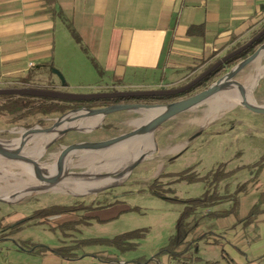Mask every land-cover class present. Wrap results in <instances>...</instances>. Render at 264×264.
<instances>
[{"label": "crops", "instance_id": "0c3cea01", "mask_svg": "<svg viewBox=\"0 0 264 264\" xmlns=\"http://www.w3.org/2000/svg\"><path fill=\"white\" fill-rule=\"evenodd\" d=\"M59 14L70 19L86 47V53L100 65L102 78L110 77V83L100 87L102 90L140 87L165 90L166 87L154 81L158 72L165 75L170 70L187 72L166 86L179 85L206 65L202 64L204 59L220 57L249 39L264 22V0H0V82L6 87L40 86L60 91L61 87L50 79L43 84L40 83L41 77L30 76L36 61L49 66L55 59L56 19ZM63 85L67 84L64 82ZM118 115L111 114L105 119L113 124L120 118ZM190 141L192 138L180 141L183 146L179 156ZM172 148H166V151ZM222 164L226 172L240 168H232L230 162ZM189 169L194 171L195 167ZM244 171L249 172V178L236 189L246 183L249 186L247 191L237 196L239 205L236 212L227 213L233 207V197L210 209H199L192 218L198 221V227L188 238L189 242H195L193 248L178 259L168 256L155 258L154 255L149 264H264V205L254 222H246L264 194V168L254 183L252 179L256 169H243L224 180L218 191L221 196H225V191L234 196L236 189L229 182ZM206 191L208 188L204 193ZM97 201L94 199L87 204L92 209L69 213L83 216L82 219L62 214L42 220L54 219L61 227L76 223V226L67 228L74 232L79 231L82 225L105 223L119 218L122 213L137 211L122 206L123 201L112 205ZM117 207L119 210L111 212ZM208 233V238L198 240ZM89 239H76L74 244L63 247ZM82 249L74 251L76 259L63 258L51 252L38 254L15 250L14 260H3L0 264H133L131 262L137 259L127 260L118 250L108 247L99 252L78 253ZM210 249H216L215 254L201 256ZM18 256L25 258L16 260Z\"/></svg>", "mask_w": 264, "mask_h": 264}, {"label": "rangeland", "instance_id": "374dc122", "mask_svg": "<svg viewBox=\"0 0 264 264\" xmlns=\"http://www.w3.org/2000/svg\"><path fill=\"white\" fill-rule=\"evenodd\" d=\"M62 16L63 15L59 14L56 19L57 34L54 61L51 62L49 66H45L41 62L36 61V66L31 69L30 76L41 77L42 81H40V83L43 84L46 79H50L55 85L61 87L59 92L77 95L155 91L143 87L102 90L100 87L110 83V81H108L110 77L105 76L102 78V69L97 60L84 51L86 47L76 40L69 28V26H71L72 30L77 33L72 22L70 19L62 18ZM263 29L264 22L254 31L249 39L225 51L220 57L204 59L202 64L203 66L204 64L206 65L200 69L197 74H194L179 85L171 87L166 86L184 77L187 72L181 71L179 73H174L170 70L166 75L158 72V74L154 76V81L166 87L164 88L165 90L182 88L222 58L249 43ZM66 39L67 41L65 42ZM262 44H264V42ZM261 45H258L247 57L252 55ZM243 60L244 59H241L229 66H225L213 82L185 96H193L207 89ZM263 65L264 56H260L253 63L244 68L235 79L245 87V92L251 88V90H249L252 93V100L250 102L261 106H264V74L259 75L258 68L259 66L264 67ZM251 78L253 81H249ZM254 79H256V81H254ZM64 82L67 84L66 86L63 85ZM127 82L128 81L125 83ZM142 82L143 81H140L139 83ZM4 87H6V84L0 82V89L19 88L20 86ZM23 87L30 88L27 86ZM35 88L43 90L51 89V91H55L53 88H44L40 86ZM215 98L216 97H213L209 101ZM176 100H182V98L179 99L178 97L173 100L161 98L159 101L155 102L144 101L129 104L167 105ZM4 101L5 99L0 97V104ZM116 101H118V99L82 101L78 102L77 105L95 106H89L92 109L101 108L99 105L104 107L115 105ZM209 101L161 125L152 135L154 145L151 148L150 154H146V158L134 168L130 175L120 178L117 183H114L110 189L104 192L95 193V189L89 195H81L73 193L70 190L57 188V185L62 183V181L75 178V176H82L81 178H76L77 181H89L90 163L86 161L84 152H77L66 172L62 171L55 175L60 180L54 188L28 194L18 201L7 200L5 202H0V262L3 260H14L12 257L13 252L15 254V250L18 252H21V249L27 250L26 247H28V245H45L50 248H59L74 244L76 239L99 237L113 238L126 232L141 229H146L148 231L146 238L139 242L140 244L137 250L121 254V256L125 259L128 258L127 260L141 257L152 260V257L158 252L160 247H163L167 243L168 238L175 234L176 221L184 207L181 204L172 203L153 195L149 188L156 180H159V184L164 191H172L168 194L169 197H177L180 199L198 198L209 188L207 185L208 183H178L175 174L182 173L189 170V168L195 167L194 171L192 169V173L198 177H204L215 172L223 162H230L232 168L248 167L253 166L264 157V115L251 112L243 108L240 104L222 109L214 117L207 118L206 114L209 112ZM97 105L99 107H96ZM144 112H116L113 114H119L118 116H120V118L113 124L107 119H104L98 126L92 129L88 128L87 124L91 119L83 121L82 126L78 127L81 128V130H75L64 136H58L54 144L46 150V153L37 164L39 166L50 164L54 156L64 147L83 142L104 141L130 133L138 126L142 125V122L146 118L148 119L150 117L151 111ZM69 113H71V111L66 114ZM62 116L63 115H54L45 118L43 126L38 124L37 119L33 117L17 123H12L11 117L0 116V141L6 146L9 141L19 138L23 131L34 128L48 129ZM80 123L82 122L74 123L72 126H78ZM190 138H192V141H190L191 143H188L185 152L179 156L178 154L182 151V144H179L180 141L185 142ZM50 142L45 143V147ZM166 148L172 149L166 151ZM0 158L1 160H6L2 157ZM107 162L109 163V167H112L114 164V161L111 162V160ZM25 170L26 169L16 167L12 164H7L6 167H0V196H8L7 194L11 193L10 186L17 182L14 177L22 178L25 181L30 180V177L25 176L23 173ZM95 172L98 178L101 175L109 174L111 171L107 168L102 169L98 167ZM255 172H257V170ZM8 173H15L14 177ZM248 178L249 172L244 171L232 178L229 183L235 190L239 184L244 183ZM257 178L258 175L256 177L255 174L252 182H255ZM209 190L212 191V188H209ZM223 193L226 196L225 199L233 197L232 193L229 191ZM94 199H98L97 202L103 204L108 202L106 205H112L117 201H123L122 206L125 208L137 209V211L132 210L122 213L121 215L119 212L120 216L117 219L105 223L94 222L92 225H82L79 231L74 232H69L67 227L63 228L59 226V222L54 219L50 221L35 219L23 225L20 229L13 231L20 222L41 209L54 205H87ZM114 210H119V208H113L111 212ZM64 216L74 217V219L77 217L78 220L83 218V216L79 217L77 214H65ZM64 221L67 220L64 219ZM105 248L106 247L102 246H88L78 253L85 251L99 252ZM215 252L216 249H210L201 256H212ZM22 258L25 257L18 256L16 260Z\"/></svg>", "mask_w": 264, "mask_h": 264}, {"label": "water", "instance_id": "95a60500", "mask_svg": "<svg viewBox=\"0 0 264 264\" xmlns=\"http://www.w3.org/2000/svg\"><path fill=\"white\" fill-rule=\"evenodd\" d=\"M264 37V29L255 36L249 43L242 46L241 48L235 50L234 52L228 54L216 64L211 66L205 72H203L200 76L194 79L192 82L187 84L186 86L175 89V90H155V91H147V92H115V93H103V94H93V95H77L64 93L59 91H51V90H42L36 88H9V89H0V96H16V97H32V98H48L52 100H61L68 102H82V101H97V100H109V99H127V98H159V97H174L181 95L183 93L188 92L195 86H197L200 82H202L205 78L211 75L213 72L218 70L221 66H224L229 60L234 57L239 56L241 53L248 50L252 47L256 42H258L261 38ZM264 51V44H262L252 55L245 58L243 61L238 63L234 68L230 70L223 77L218 79L215 83L209 86L207 89L190 96L188 98L175 101L173 103L167 105L160 104H115L107 107L101 108H78L76 110L71 111L69 114H65L60 117L56 123L48 128H34L25 130L19 138H15L9 141L10 144H13L15 141L22 140L27 136H33L37 134H50L56 130L62 121L66 120L67 124H74L77 122L88 121L90 119L101 117L104 120L107 116L121 111H150V110H160L162 111L149 120L148 122L138 126L134 131L111 138L104 141L98 142H83L73 144L67 147H64L61 151H59L53 158L52 162L46 166H39L37 162L27 158L22 154V145L21 148L14 151L10 146H5L2 141H0V157L8 160V161H21L25 163L27 168L29 169L31 178L35 181V184L28 190V194H32L35 192L44 191L47 189H52L55 185L58 184L59 178L55 176L54 169L58 167L60 168V161L64 159L67 155L77 152L84 153H98L106 151L110 148H113L121 143L130 141L137 137L143 135H153L156 130L166 123L167 121L199 106L200 104L209 101L213 97H217L220 94H223L229 91L231 88L236 87L243 98V102L241 106L251 112L256 114L264 115V106L254 104L246 99L245 87L238 82L236 79L237 75L248 65L253 63L260 54ZM81 130L76 126H68L57 133V136L45 147L48 150L52 144H54L56 138L58 136H64L69 132ZM90 131V130H87ZM146 155L138 156L131 164L125 167L123 170L115 174L116 178H122L124 176L130 175V173L136 168L144 159ZM59 171V170H58ZM57 175V174H56ZM110 176L109 174L101 175L98 178H106ZM82 176H77L76 178H81ZM114 184H106L97 188L95 193H101L108 189H110ZM14 196V195H13ZM8 196H0V202L7 201Z\"/></svg>", "mask_w": 264, "mask_h": 264}, {"label": "trees", "instance_id": "16d2710c", "mask_svg": "<svg viewBox=\"0 0 264 264\" xmlns=\"http://www.w3.org/2000/svg\"><path fill=\"white\" fill-rule=\"evenodd\" d=\"M72 34L76 38L78 42H81L77 33L72 30L71 26H69ZM264 42V37L261 38L258 42H256L252 47H250L245 52L241 53L239 56L234 57L233 59L229 60L224 66H221L218 70L213 72L207 78H205L202 82H200L197 86L192 88L186 93H183L178 96L174 97H159V98H128L125 99H118L115 104H121L123 102H142V101H159V99L167 98L173 100L178 97H182L187 95L198 88L206 87L209 83L213 82L217 75L223 70L225 66H229L232 63L239 61L241 59H245L248 54L252 53L258 45H261ZM87 52L86 49H84ZM210 68V67H209ZM5 99L3 103L0 104V116L11 117L12 123L20 122L27 118H35L37 119V123L44 125L45 118H49L54 115H64L72 110H76L78 108H90L95 107L92 105H77L78 102H68V101H61V100H52L48 98H32V97H16V96H0ZM100 107H104L99 105ZM98 105L96 107H99ZM264 168V157L260 159L259 162L254 164L253 166L248 167H240L230 172H225L224 165H220L218 169L210 173L204 177H198L194 173H192V169L184 171L179 174H175L177 177L178 182L186 181L191 184L205 182L208 183V187L212 188V191H206L202 196L198 198H190V199H180L177 197H169L172 191L170 190H163L161 185L159 184V180H156L149 188L150 192L155 195L156 197L162 198L166 201L181 204L184 206L183 211L181 212L175 226V234L170 237L167 244L161 247L158 252L155 254V258H161L164 256H168L172 259H178L183 257L188 251L193 248V242H189L188 238L190 235L194 234L197 227L198 221H194L192 219L196 212L199 209H210L214 205L218 204L219 202L225 200L226 196H221L218 188L220 184L226 180L234 176L236 173L243 169H256V177L257 175L263 170ZM209 179V181H208ZM254 183V182H252ZM251 184V182H250ZM249 183L243 184L239 186L236 191L234 192V204L231 208L230 212L233 213L237 211L239 201L237 196L245 191H247ZM264 205V194H262L260 198V202L251 210L250 214L246 218L247 223L254 222L257 217L261 213V209ZM91 205H72V206H51L39 211H36L32 216L23 220L18 224L14 229H20L23 225L32 222L35 219H46L50 216L54 215H62V214H69V213H77L80 211H86L92 209ZM227 213H223L224 215ZM76 223L68 224L62 226L63 228L67 227H74ZM148 231L146 229L135 230L131 232H126L120 235H117L113 238H97V239H89V240H82L77 242L74 246L69 247H61L57 249H52L44 245H30L26 247L27 250L38 253L44 254L47 252L54 253L57 256L68 258V259H76L77 255L74 253L79 248H84L88 246H102L108 247L118 250L121 254H125L131 251L137 250L139 246V242L143 240ZM210 236V234H204L203 236L199 237L198 240L206 239ZM197 241V239H196ZM110 261V260H107ZM131 263L133 264H149L150 260L146 259L145 257L138 258Z\"/></svg>", "mask_w": 264, "mask_h": 264}, {"label": "bare ground", "instance_id": "6f19581e", "mask_svg": "<svg viewBox=\"0 0 264 264\" xmlns=\"http://www.w3.org/2000/svg\"><path fill=\"white\" fill-rule=\"evenodd\" d=\"M260 56L261 57L264 56V51L260 54ZM258 72L259 75L264 74V67L259 66ZM249 81H253V79L251 78ZM254 81H256V79H254ZM249 90H251V88ZM249 90L246 91L247 101L252 100V93ZM242 102H243V98L241 97L237 88L233 87L229 91L209 101V112L206 114L207 115L206 117L212 118L220 110L231 106L240 105L242 104ZM150 111H151L150 117L148 119L146 118L142 122V124L148 122L149 120L157 116L162 111V109L150 110ZM102 121L103 120L101 119V117L93 118L87 123L88 128L92 129L98 126ZM82 124L83 122L78 124V126L76 127H80L82 126ZM72 125L73 124H67V121L64 120L61 122V124L58 127H56V130L50 134L41 133L33 136H27L22 140L15 141L13 144L7 143L6 146H10L12 150L16 151L19 148H21L24 143L22 147V154L27 158L33 160L34 162H38L46 153L44 144L53 140L57 136V133L60 130ZM153 145H154V139L152 135H143L135 139H132L130 141L121 143L113 148L106 150L105 152L103 151L98 153H85L84 156L86 157V161L90 163L89 177L87 176L89 181H77L76 179L71 178L69 180L62 181V183L57 185V188L63 190H70L76 194L89 195L95 189L100 188L103 185L117 183L120 178H116L115 174L123 170L129 164H131L138 156L150 154ZM74 155L75 153H72L64 157V159L60 161V168L58 169V167H56V169H54L52 173L56 175L59 174V172L61 173L62 171L66 172L68 166L71 165L72 159H74L73 158ZM108 160H111V162L114 161L112 167L108 166L109 164L107 162ZM7 164L9 165L12 164L16 167L26 169L25 171H23V173L25 174V176L30 177L29 181H25L22 178L14 177L15 173H8L12 177H14L17 180V182L16 184L10 186L11 193L7 194L8 195L7 200L8 201L21 200L28 195V190L32 188V186L35 184V181L31 178L29 169L27 168L25 163L21 161L10 162L3 159L1 160L0 158V167H6ZM98 167H101L102 169H106V168L110 169L112 173L110 172V176L106 178L98 179L97 174L95 172L96 168Z\"/></svg>", "mask_w": 264, "mask_h": 264}, {"label": "flooded vegetation", "instance_id": "af4514ba", "mask_svg": "<svg viewBox=\"0 0 264 264\" xmlns=\"http://www.w3.org/2000/svg\"><path fill=\"white\" fill-rule=\"evenodd\" d=\"M188 95V94H187ZM185 96V95H184ZM184 96H182V97H179V99H185V98H188V97H184ZM190 97V96H189ZM176 101H179V100H176ZM142 102H144V101H142ZM151 102H153V101H151ZM155 102V101H154ZM175 102V101H174ZM124 104H129L130 102H123ZM123 103H121V104H123ZM173 103V102H172Z\"/></svg>", "mask_w": 264, "mask_h": 264}]
</instances>
